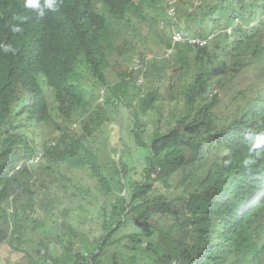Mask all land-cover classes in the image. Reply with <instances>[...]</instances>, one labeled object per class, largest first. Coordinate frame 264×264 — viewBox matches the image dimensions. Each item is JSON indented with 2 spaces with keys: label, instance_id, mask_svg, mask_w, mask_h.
Wrapping results in <instances>:
<instances>
[{
  "label": "trees",
  "instance_id": "trees-1",
  "mask_svg": "<svg viewBox=\"0 0 264 264\" xmlns=\"http://www.w3.org/2000/svg\"><path fill=\"white\" fill-rule=\"evenodd\" d=\"M105 1L109 11L116 15H121L124 9L126 14L128 7L135 3L128 20L135 29L142 23L139 14L149 10L155 14L156 30L160 19H164L166 27L175 24L180 28L179 23L166 18L164 0ZM237 1L239 4L228 0L203 1L195 6L199 7V14L185 11L178 16V20L186 23L180 28L183 34L205 38L208 33H216L208 46L176 43L171 59L153 63L154 70L161 63L163 68L167 64L169 73L165 79L172 78V82L163 94L177 97L175 108L161 111L157 102L165 96L159 94L162 81L157 76L152 86L151 74H145L146 98L140 103L139 112L136 108L129 111L130 133L139 153L145 152L140 170L133 160L129 162L130 153L134 152L127 147L120 154L108 148L113 157L106 155L100 161L87 146L86 137L80 135L66 140L65 149L74 150L58 160H63V164L79 161L95 180V191L103 196L98 201L102 206L92 220V240L86 246L80 244L74 248L77 233L62 223L63 218L54 209L44 210L43 200L47 204L49 201L45 195L40 200L39 192L33 191L32 170L23 168L7 178L9 168L0 160V218H3L0 242L5 240L8 229L11 237L20 240L28 230H40L48 220L62 219L52 227L55 233L52 238L36 242L28 255L29 264H172L173 261L177 264H264V157L247 167L240 164L251 143L264 134V83L258 78L264 74H254L258 67L253 56L242 61L238 58L251 42L258 41L253 54L259 56L264 73V46L256 39L264 25V0ZM235 18L241 19V23L233 29L234 38L230 39L225 29ZM249 21L254 23L249 25ZM104 24L102 16L76 10L67 16L59 32L34 37L26 70L10 68L0 52V84L24 78L32 71L41 72L58 99H75L82 88L69 79L80 54L97 80L104 83L105 76L98 62L101 55L98 31ZM7 39V31L0 26V42ZM165 44L171 46L169 41ZM186 51L193 52L187 56ZM229 56L234 57L236 70L242 74L222 72ZM193 68L197 69L189 79L185 76L189 74H180V70ZM172 70L174 73L170 74ZM244 75L246 79L255 78V83L252 80L247 84L252 88H239L230 99L218 98L216 89L237 85ZM134 79L133 75L129 83ZM31 97L33 104H38L41 93L33 89ZM2 107L0 113L7 110ZM161 127L168 130L161 131ZM81 150L84 155L79 153ZM225 160H230L231 165L225 167ZM152 180H172L179 185L178 181H184L187 185L179 186L182 193H172L167 199L155 193ZM123 192H129L131 201L121 195ZM10 195H13V212L8 216L3 200ZM22 195L30 197L29 211L17 201ZM61 225L68 227L64 235H58Z\"/></svg>",
  "mask_w": 264,
  "mask_h": 264
},
{
  "label": "clouds",
  "instance_id": "clouds-1",
  "mask_svg": "<svg viewBox=\"0 0 264 264\" xmlns=\"http://www.w3.org/2000/svg\"><path fill=\"white\" fill-rule=\"evenodd\" d=\"M163 4L166 18H171L177 23L183 21L181 19L178 20L177 0H164ZM135 7V3H132L128 7L126 14L124 9L121 15H116L109 11L108 3L105 0H0V26L8 33V39L0 42V52L6 58V64L12 69H28L30 64L28 53L33 46L32 40L34 37L40 34L59 32L63 29L67 16L76 10L84 9L90 11L93 14L102 16L105 20V26L98 31L101 49L98 62H101L100 71L105 76L104 83L97 80L87 66V61L80 54L76 60L78 62L75 66L74 74H72V78L69 81L80 84L82 88L81 97L77 93L78 97L75 99H58L55 90L44 82L43 77L39 74L41 72L32 71L29 74H25L24 78L5 80L0 84V111L4 109L2 105L7 109L0 113V160L9 168L6 173L7 178H12L23 168L32 170L33 191L39 192L40 200H42V193L36 191L35 186L36 175L40 168H50L58 165L63 167L66 172H69L73 167L83 168L79 161L63 164V160H58V158L68 155L69 151L74 150L65 149L68 137L80 135L86 137L89 140L87 146L98 155L100 161L104 160L106 155L113 157V153L108 150V145H110V128L108 125L112 121L113 113L123 109L124 113H122L125 115L126 121L131 123L129 111L136 108L139 112L140 103L142 104V100L146 98V92H144V86H146L145 74H151L150 83L152 86L156 82L157 76L161 79L160 95H165L163 92H166L169 83L172 82V78L166 80L165 74H162L163 63L157 69H153L154 62L167 58L158 56L157 53H162L165 48L172 49L176 43L197 45L199 47L208 46L213 39L214 33H216V31L208 33L205 38L186 35L180 29L185 25L181 26L179 23L180 28L176 27L175 24L174 26L172 24L170 27H166L164 19H160L157 23V28L159 26L160 30H156V25L152 23L151 28L146 33H141L142 23L138 29L128 24ZM184 7L186 9L189 8ZM190 11L192 9L188 10V12ZM147 12L152 11H145L139 16L141 17ZM240 21L241 19L235 18L233 24L225 29L228 38H234L231 37L234 33L233 29L237 24L241 23ZM249 22V25L254 23L252 21ZM163 33L166 34V37ZM167 41L171 43V46L165 44ZM148 43L157 50L154 54L149 53L151 54L150 57L144 51L150 49ZM136 48L140 50L136 51ZM114 52L123 56L122 62L125 67L118 74H109L110 56ZM166 52L169 53L170 50L167 49ZM89 73L93 78L86 79L85 74ZM133 75L135 79L132 83H129ZM219 77L220 75H217V78ZM115 79L116 81H114ZM122 84L123 86H121ZM5 88L9 89L8 92L4 90ZM33 89L41 93L38 104H33L34 99L31 97ZM218 91L219 98L220 89ZM169 98L165 95L164 98L157 102V106L161 108V111L168 108L164 101ZM141 120H144L143 117H141ZM43 127H48V130L44 131ZM130 128L129 133H126V137L128 139L130 137L133 141L134 150L137 149L139 151L130 133ZM174 128H178V131L183 130L182 127ZM167 130L168 128L166 127L165 130L161 131ZM96 135L97 139H95ZM123 147H127L125 141L109 148H117L118 154H120L123 151ZM128 150L131 151L129 148ZM79 153L85 154L82 150ZM141 153L145 155V152ZM141 153H139L140 156ZM261 156L264 157V134L257 136L251 143L247 155L241 158L240 164L247 167ZM231 163L230 160L224 161L225 167L230 166ZM92 181L95 184V180ZM158 182L160 181L152 180V184L156 188L155 193L167 199H169L168 195L172 193H182L181 188L187 185L184 181H178L181 183L179 185L177 181L168 180L161 181L162 187L159 189L156 185ZM179 186L182 187L180 188ZM124 193H121V195L125 197ZM12 199L13 195H10L6 201L3 200V206L8 216L13 212ZM17 201L29 211L27 205L30 202V197L27 198L26 195H22V197L17 198ZM98 201L93 202L96 210L90 218V225L86 235L87 241H91L94 236L92 220L98 213L100 206H102ZM87 203L91 204V202ZM36 206L40 208L37 204ZM42 207L45 210V207ZM49 210L46 209V211ZM55 211L63 218L62 223H64L63 215L57 210ZM41 214L43 215L42 210ZM182 214L186 215L185 212H182ZM2 219L0 218V224ZM61 220L56 222L48 220L47 222H52L54 226L57 223H61ZM67 228L61 225L58 235H64L63 231ZM54 235L55 233L53 232ZM11 236H13L11 230L8 229L7 236H5L6 238L3 242L6 243L8 239L15 238ZM73 246L74 248L80 247V244L73 242ZM172 264H177V261H173Z\"/></svg>",
  "mask_w": 264,
  "mask_h": 264
},
{
  "label": "rangeland",
  "instance_id": "rangeland-1",
  "mask_svg": "<svg viewBox=\"0 0 264 264\" xmlns=\"http://www.w3.org/2000/svg\"><path fill=\"white\" fill-rule=\"evenodd\" d=\"M203 1H207L208 3H215L218 0H177V15L179 16L183 12H188L189 9L194 11V14H199V7L195 8V5L202 4ZM228 2H233L234 4H239L237 0H228ZM227 2V3H228ZM226 4V3H225ZM212 5V4H211ZM189 7V8H185ZM256 7V6H254ZM257 14V11H256ZM154 14L152 12H147L142 15L141 21L143 24L141 33H146L148 29L151 28L153 23L152 17ZM181 26L186 25L185 21L179 22ZM158 30H160L158 26ZM231 37H234V33ZM259 40L262 46H264V25L261 27L259 35L256 37ZM258 44V41H253L242 51V56L238 58L242 60H246L247 57L253 56L254 62L258 67V71H254V74H264L262 70V64H260L259 56L253 54L255 49V45ZM148 50H144L147 52V56L150 57L151 54H154L157 50L154 46L149 44ZM169 49L170 52L167 53L166 50ZM139 48H136V51H139ZM173 48H165L162 53H157L158 56H164L170 58L172 56ZM193 51H186L185 54L188 56L192 54ZM151 53V54H149ZM123 56L119 55L117 52H114L110 56L111 65L108 68L109 74H118L121 69L125 67V64L122 62ZM223 60V59H222ZM166 66L162 69V74H168L169 72L166 70ZM192 68V67H191ZM118 71H117V70ZM197 69V68H196ZM195 68L186 71L187 69L180 70V74H189L185 75L187 79L192 77V71L196 70ZM236 66L234 65V57L229 56L226 60L225 67L222 69V72L225 74H242V71H237ZM246 70H243L245 72ZM256 72V73H255ZM174 73L172 70L170 74ZM171 76V75H170ZM85 78H93V76L89 74H85ZM259 81L262 80L264 83V76L261 75ZM255 83V78L252 79ZM250 78L246 79V76L242 79H239V83L237 85L226 86L222 90H220L219 98L230 99L233 94H236L239 88L246 87L247 84L252 83ZM116 81V79L114 80ZM179 82L177 83L179 86ZM247 88H252L251 86H247ZM216 89L215 91H218ZM219 92V91H218ZM217 92V93H218ZM130 93V90H129ZM128 94V93H127ZM242 97V96H241ZM177 97L171 96L169 99L164 101L167 104L169 109H173L177 105L178 99ZM124 111L121 109L117 112L113 113L112 121L108 125L110 128L109 132V147L116 146V144L125 141L126 146L133 151L134 153H130L129 162L134 161V165L137 170H140L142 167L143 160L141 156L144 153L139 155V151L134 150L133 141L126 137V133H129V128L131 123L127 122L125 119ZM153 128V127H151ZM41 129V128H40ZM44 131L48 130V127L42 128ZM166 127H161V130H165ZM122 147V145H120ZM117 150V148H116ZM139 178V176L135 177ZM158 188L162 187L160 182L156 183ZM36 191H40L42 193V200L45 197L48 199L49 203L47 204L44 200V207L46 209H55L64 217V223H67L76 233L75 241L77 244H81L82 246H86L87 244V230L90 225V218L94 214L96 210L95 204L93 202L102 200L103 196L98 194L95 191L94 184L88 172L85 168L82 167H73L69 172H66L63 167L60 166H52L50 168L43 167L40 168L36 175ZM126 199L130 200L129 192L124 193ZM87 202H91L88 204ZM53 227L52 222H47L44 228L40 230L35 229L29 230V232L24 236V239H14L10 238L6 241V243H0V264H29L28 254L33 249L34 245L39 239H50L53 236V231L51 229ZM23 240L24 243H20ZM145 243V242H144ZM263 264V263H262Z\"/></svg>",
  "mask_w": 264,
  "mask_h": 264
}]
</instances>
